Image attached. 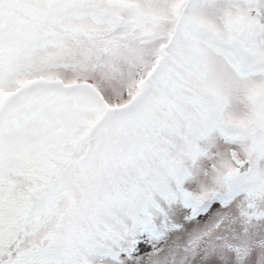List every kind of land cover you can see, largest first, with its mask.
<instances>
[{
	"label": "snow or ice",
	"instance_id": "1",
	"mask_svg": "<svg viewBox=\"0 0 264 264\" xmlns=\"http://www.w3.org/2000/svg\"><path fill=\"white\" fill-rule=\"evenodd\" d=\"M0 264H264V0H0Z\"/></svg>",
	"mask_w": 264,
	"mask_h": 264
}]
</instances>
